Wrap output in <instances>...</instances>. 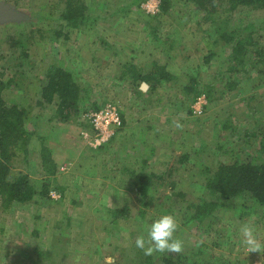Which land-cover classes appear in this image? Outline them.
Masks as SVG:
<instances>
[{
  "label": "rangeland",
  "instance_id": "rangeland-1",
  "mask_svg": "<svg viewBox=\"0 0 264 264\" xmlns=\"http://www.w3.org/2000/svg\"><path fill=\"white\" fill-rule=\"evenodd\" d=\"M4 1L25 19L0 24V78L16 79L2 98L28 109L31 120L25 127L34 131L26 152L11 148L15 154L8 161V176L26 174L38 192L48 179V196L36 194L7 208L0 196V264H132V253L139 250L136 237L146 236L145 226L165 213L179 224L175 235L183 241V251L154 253L153 264H162L163 257L175 263L176 255L181 264H252L257 254L247 253L239 229L251 222L264 243V215L239 218L241 212L232 209L218 214L220 220L194 223L195 209L189 205L206 194L198 187L204 182V163L264 156V59L257 61L255 71L243 74L229 68L230 46L216 45L209 55L204 39H214V28L189 1H178L168 14L153 19L149 15L159 13V7L147 13L131 5L128 12L119 13L130 0H85L91 6L89 15L104 12L106 18L98 19L94 28L88 23L69 31L67 38L56 37L59 0ZM155 4L150 1L149 8L155 9ZM236 11V25H252L242 35L253 31L264 47V8ZM225 13L218 15L224 18ZM18 38L26 40L25 58L15 46ZM154 63L165 72H153L158 81L150 82L152 91L145 82L132 83L130 74L118 80L126 65L147 73ZM51 64L72 71L89 91V101L117 107L122 124L112 143L111 137L99 150L82 139L80 131L90 132L83 113L71 124L55 126L50 119L53 104L37 105L40 77ZM228 83L234 88L229 90ZM189 86L200 91L196 98L204 97L199 114L192 112L196 98L188 93ZM43 145L51 150L56 166L50 177L40 158ZM134 170L159 176L146 204L136 193ZM172 191L183 196L167 198ZM122 208L127 213L115 219L112 211Z\"/></svg>",
  "mask_w": 264,
  "mask_h": 264
},
{
  "label": "trees",
  "instance_id": "trees-1",
  "mask_svg": "<svg viewBox=\"0 0 264 264\" xmlns=\"http://www.w3.org/2000/svg\"><path fill=\"white\" fill-rule=\"evenodd\" d=\"M59 1L62 6L59 16L54 19H57L58 22L60 20V27L56 32V37L63 35V37L67 38L69 31L77 30L81 26L86 27L88 23L94 28L98 19L106 18V16H103L104 12L99 16L89 15L90 11L88 8L91 6L90 4H86L85 0ZM146 1L130 0L129 3L132 4L122 6L118 12H128L131 5L132 7L139 8ZM178 1H189L194 10L201 12L205 19L211 21L214 28V32L212 33L214 34V39H204L205 47L210 50L209 55L213 56L212 51L216 45L223 47L230 46L229 68L231 70L243 74L256 70L257 61L264 59V47L257 44L253 31L245 32L242 35L244 30H248L252 25H245L243 26L244 30L241 29L240 25H236L235 21H233V13L236 10H241V8H264V0H158L159 13L150 14L149 17L151 16V18L155 19L159 14H168ZM91 9L94 11L95 7L92 6ZM221 12H226L224 18L218 15ZM51 31L52 29H50ZM30 34H32V31ZM29 36L23 35L22 38L29 39ZM25 41V39L20 38L15 40V46L21 48V56L24 58L27 57V53L24 52ZM249 46L251 48H248ZM16 65L20 66V64ZM126 67L125 70L120 72L118 80L124 81L127 75L130 74L132 83L136 81L145 82L147 83L148 91L154 89V85L150 82L158 81V79L153 77V72H165L164 66L157 67L155 63L152 65L150 72L147 73H142L141 69L132 64L126 65ZM261 72H264V69ZM40 80L42 85L37 92L36 103L40 106L53 104L54 111L50 119L55 120L54 125L71 124L81 113H83L82 117H84L87 111L98 110L101 107L96 101H89V91L82 88L76 82L72 71L64 66L49 65L46 67L44 75L40 77ZM190 80L193 81L192 84H195L194 77ZM14 81H16L15 77H7L5 81L0 78V196L3 197L2 205L5 208L9 207L12 202L24 203L29 201L36 194L41 197L48 196V179L43 181L41 192H38L34 189L32 180H29L26 174L18 171L15 172L13 177L8 176V161L15 154L11 148L19 147L23 149V152H26L25 147L32 134H34V131L30 132L25 127L26 122L30 120L28 109L12 103L7 104L2 98V92L12 87ZM227 86L229 90L234 88V84L232 83H228ZM186 89L188 93L191 92L190 94L193 99L200 93V91L197 92L195 86H189ZM86 122L91 128L88 120ZM104 144H101L97 148L100 150ZM260 145V151L262 150L264 153V129ZM50 154L51 150L43 145L40 150V158L43 170L47 172L46 175L49 177L54 175L56 171L55 162L50 157ZM253 157L247 160L239 159L232 162H217L215 165L211 164L212 166L203 164V170L200 175L204 176V182L198 187L206 190V194L189 205V207L195 209L193 216L195 218L194 223L202 222L205 218H210V221L220 220L221 216L218 214H225L227 210L232 209L233 211L241 212L239 218L246 219L251 215L255 217L264 215V156L261 158L258 156ZM132 175V177H135L136 193L139 195L141 203L146 204L148 198L154 193V185H156L154 179L159 178V176L142 172L136 174L135 170L132 172ZM174 186L172 182V187ZM173 195L183 196L181 192L172 191L166 197L170 198ZM246 199L250 200L251 204H243V201ZM236 200H240L241 203H237ZM226 202H229V204H226ZM123 211L127 213L126 208L113 210L112 213L115 219L117 218L116 215L122 214ZM254 212L262 214H252ZM144 214V210L140 211L142 217ZM126 215L128 214H123V216ZM132 255H134L132 264H153V255L146 256L141 249L136 250ZM177 256L175 257L177 259L175 263L172 258L163 257L162 264H181Z\"/></svg>",
  "mask_w": 264,
  "mask_h": 264
},
{
  "label": "clouds",
  "instance_id": "clouds-1",
  "mask_svg": "<svg viewBox=\"0 0 264 264\" xmlns=\"http://www.w3.org/2000/svg\"><path fill=\"white\" fill-rule=\"evenodd\" d=\"M176 126L182 127L178 122ZM178 228L179 224L174 215L162 214L145 226L147 235H138L135 239V245L146 256L154 253H180L183 251V241L175 235ZM239 232L241 243L247 253L258 252L264 256V243L258 239L255 226L251 222H245L241 225Z\"/></svg>",
  "mask_w": 264,
  "mask_h": 264
},
{
  "label": "built area",
  "instance_id": "built-area-1",
  "mask_svg": "<svg viewBox=\"0 0 264 264\" xmlns=\"http://www.w3.org/2000/svg\"><path fill=\"white\" fill-rule=\"evenodd\" d=\"M156 3L155 9L149 8V2ZM146 9L147 13H154L158 7V0H147L141 5ZM195 105L192 107L193 114H199L202 109V105L205 103L203 96H197L194 101ZM86 120L92 127V133H88L83 130L80 132L82 139L93 147L100 146L101 144L108 141L114 131L119 128L122 124L119 110L111 103H106L98 110H89L84 114ZM252 264H264V256L258 255Z\"/></svg>",
  "mask_w": 264,
  "mask_h": 264
},
{
  "label": "water",
  "instance_id": "water-1",
  "mask_svg": "<svg viewBox=\"0 0 264 264\" xmlns=\"http://www.w3.org/2000/svg\"><path fill=\"white\" fill-rule=\"evenodd\" d=\"M24 19V13L16 9L13 4L0 0V24L20 22ZM142 88L145 89L147 86L143 83Z\"/></svg>",
  "mask_w": 264,
  "mask_h": 264
},
{
  "label": "crops",
  "instance_id": "crops-1",
  "mask_svg": "<svg viewBox=\"0 0 264 264\" xmlns=\"http://www.w3.org/2000/svg\"><path fill=\"white\" fill-rule=\"evenodd\" d=\"M30 120H31V118H30ZM80 132H81V131H80ZM90 133H92V127L90 128ZM114 137H115V135L112 136V138H111L112 140L110 139L109 142L112 143ZM115 138H116V137H115ZM109 142H108V143H109ZM108 143H105V146H106V144H108ZM261 231H262V230H261ZM251 253H252V252H251ZM255 253L257 254V256L260 255V253L254 252V254H255ZM254 254H251V255L255 256Z\"/></svg>",
  "mask_w": 264,
  "mask_h": 264
}]
</instances>
